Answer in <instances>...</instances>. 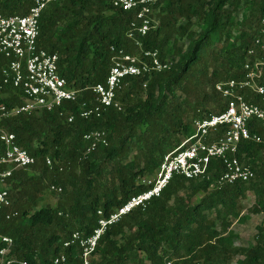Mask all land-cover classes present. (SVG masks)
I'll return each instance as SVG.
<instances>
[{"label": "trees", "instance_id": "16d2710c", "mask_svg": "<svg viewBox=\"0 0 264 264\" xmlns=\"http://www.w3.org/2000/svg\"><path fill=\"white\" fill-rule=\"evenodd\" d=\"M33 4L0 0V12L24 15ZM155 7L157 26L143 38V48L158 49L162 60L172 57V67L128 78L117 94L122 109L110 107L88 118L80 116V108L94 101L91 86L106 81L111 46L140 53L127 37L134 13L112 0H56L43 10L39 46L59 55L60 74L79 95L54 110L0 118V128L14 133L36 158L5 183L19 212L0 221L1 233L14 240L10 256L52 264L74 231L93 232L99 210L109 216L150 187L141 178L156 173L164 156L194 133V120L224 108L216 84L244 76L251 47L252 61L264 62L255 44L264 40V0H159ZM7 62L0 55V68ZM21 102L17 89L0 88V108ZM253 126L262 130L260 123ZM93 130H104L109 143L86 153L84 135ZM238 157L252 165L250 181L217 185L224 170L219 160L212 161L210 178L175 175L146 209L136 208L109 227L92 264H228L239 254L244 256L239 264H264V224L248 247L234 246L230 230L248 191L258 198L252 211H264V143L243 141ZM53 184L63 188L56 206L44 202Z\"/></svg>", "mask_w": 264, "mask_h": 264}, {"label": "built area", "instance_id": "2783aa9c", "mask_svg": "<svg viewBox=\"0 0 264 264\" xmlns=\"http://www.w3.org/2000/svg\"><path fill=\"white\" fill-rule=\"evenodd\" d=\"M56 0H34L28 13L3 15L0 12V55L8 62L0 68V88L12 86L22 98L20 104L12 107L2 106L0 118L35 113L43 110L60 108L65 101H75L79 91L68 87L65 77L60 74L59 55L39 46L40 18L47 5ZM159 0H112L113 5L124 11L133 12L127 32L140 53H131L125 47L111 46L112 66L104 83L91 86L94 101L82 103L80 116L88 118L103 110L113 107L122 109L118 91L127 83L128 78L152 75L169 70L170 60H162L158 49H144L143 38L157 26L155 6ZM264 33V15L261 19ZM255 44L264 52L263 38H257ZM255 49L251 47L245 62V74L240 78H231L216 84V89L224 97V108L203 118L194 120V133L185 138L179 146L168 152L153 178L143 179L150 187L133 195L117 211L106 216L98 211V224L89 235L74 231L63 244V250L53 259L52 264H92L97 248L109 227L119 222L124 215L136 208L146 209L154 197L161 195L175 175L188 179L210 178V167L214 160L223 164V172L217 179V185L248 182L255 177L252 165L238 157L243 141L264 143V62L252 61ZM247 94L258 96L261 101L247 98ZM74 116L68 117L73 121ZM257 122L262 130L255 129ZM0 221L10 220L19 214L13 208L11 192L5 187L6 180L13 172L33 165L36 158L17 143L16 135L0 128ZM88 143L86 153L100 146L108 145L104 130H93L84 135ZM49 167L53 160L46 158ZM62 170L63 167H60ZM54 192H62L59 185H51ZM0 242L5 245L0 249V264H28L10 256L14 240L1 233ZM163 264H173L166 260Z\"/></svg>", "mask_w": 264, "mask_h": 264}, {"label": "rangeland", "instance_id": "374dc122", "mask_svg": "<svg viewBox=\"0 0 264 264\" xmlns=\"http://www.w3.org/2000/svg\"><path fill=\"white\" fill-rule=\"evenodd\" d=\"M237 16L238 18H241L240 14H237ZM196 28L199 29L198 26ZM169 60L171 63L173 62L172 57H169ZM211 107L215 108L213 104H211ZM154 175L155 173L147 174L141 178V181H143V179L153 178ZM62 199V194H55L53 190L49 189L45 194L44 202L49 205L56 206L58 202ZM257 200L258 198L254 191H248L246 197L241 199L239 203L241 206L240 214L235 217H232V225L230 226V230L233 232L232 240L234 246L248 247L254 244L256 235L258 233V228L260 225L264 224V211L259 213H254L252 211V207L257 203ZM243 258L244 256L239 254L233 257L228 264H239V261Z\"/></svg>", "mask_w": 264, "mask_h": 264}]
</instances>
